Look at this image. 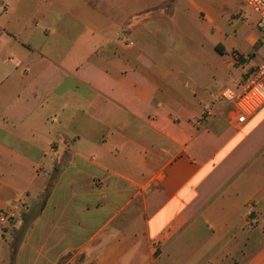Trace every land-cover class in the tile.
I'll return each instance as SVG.
<instances>
[{"label": "crops", "instance_id": "crops-1", "mask_svg": "<svg viewBox=\"0 0 264 264\" xmlns=\"http://www.w3.org/2000/svg\"><path fill=\"white\" fill-rule=\"evenodd\" d=\"M168 2L0 0V264H264V106L221 97L264 32Z\"/></svg>", "mask_w": 264, "mask_h": 264}, {"label": "built area", "instance_id": "built-area-1", "mask_svg": "<svg viewBox=\"0 0 264 264\" xmlns=\"http://www.w3.org/2000/svg\"><path fill=\"white\" fill-rule=\"evenodd\" d=\"M256 17L257 27L264 32V0H240ZM226 88L221 97L232 107V118L244 124L264 106V57L241 79L237 87ZM13 214L0 213V224H10Z\"/></svg>", "mask_w": 264, "mask_h": 264}, {"label": "rangeland", "instance_id": "rangeland-1", "mask_svg": "<svg viewBox=\"0 0 264 264\" xmlns=\"http://www.w3.org/2000/svg\"><path fill=\"white\" fill-rule=\"evenodd\" d=\"M211 4L215 10L217 26H226L231 20L236 19V15L240 11H245L247 7L240 1V0H210ZM167 6V2L165 3L164 7ZM248 10V9H247ZM167 25L169 28V42H171L170 47H174L176 51H180L182 57L188 55V53H192V56L196 58L195 63L206 62V64H211V56L215 54L213 48V40L209 38L208 35H195L197 37L195 40H189L187 37L183 36L182 33L179 31L178 23H174V29L171 28L170 24ZM189 56V55H188ZM204 61H200L203 60ZM176 61V60H174ZM206 81L208 83H215L217 87H221L222 84H226L229 81V78L224 75L221 78L217 76V80H213V78L206 76ZM232 89L235 91L236 89Z\"/></svg>", "mask_w": 264, "mask_h": 264}, {"label": "trees", "instance_id": "trees-1", "mask_svg": "<svg viewBox=\"0 0 264 264\" xmlns=\"http://www.w3.org/2000/svg\"><path fill=\"white\" fill-rule=\"evenodd\" d=\"M169 2L168 3H170V2H172L173 0H168ZM216 51H218V52H221V50L219 49V47L218 46H216Z\"/></svg>", "mask_w": 264, "mask_h": 264}]
</instances>
